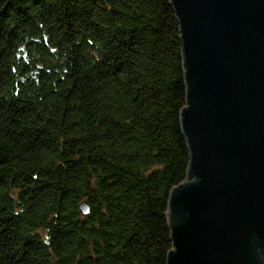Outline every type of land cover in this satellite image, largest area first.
I'll return each mask as SVG.
<instances>
[{
	"label": "trees",
	"instance_id": "obj_1",
	"mask_svg": "<svg viewBox=\"0 0 264 264\" xmlns=\"http://www.w3.org/2000/svg\"><path fill=\"white\" fill-rule=\"evenodd\" d=\"M185 106L169 0H0V264H167Z\"/></svg>",
	"mask_w": 264,
	"mask_h": 264
},
{
	"label": "water",
	"instance_id": "obj_2",
	"mask_svg": "<svg viewBox=\"0 0 264 264\" xmlns=\"http://www.w3.org/2000/svg\"><path fill=\"white\" fill-rule=\"evenodd\" d=\"M169 1L190 163L169 198L167 264H264V0Z\"/></svg>",
	"mask_w": 264,
	"mask_h": 264
},
{
	"label": "rangeland",
	"instance_id": "obj_3",
	"mask_svg": "<svg viewBox=\"0 0 264 264\" xmlns=\"http://www.w3.org/2000/svg\"><path fill=\"white\" fill-rule=\"evenodd\" d=\"M170 236H171V234H170ZM172 242V241H171ZM171 251H173V248L171 249Z\"/></svg>",
	"mask_w": 264,
	"mask_h": 264
}]
</instances>
